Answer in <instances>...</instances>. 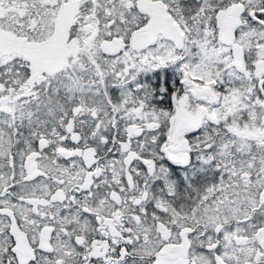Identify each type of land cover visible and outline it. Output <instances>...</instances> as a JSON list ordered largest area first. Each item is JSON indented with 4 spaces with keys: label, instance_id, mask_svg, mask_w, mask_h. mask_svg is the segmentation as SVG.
Masks as SVG:
<instances>
[{
    "label": "snow or ice",
    "instance_id": "snow-or-ice-1",
    "mask_svg": "<svg viewBox=\"0 0 264 264\" xmlns=\"http://www.w3.org/2000/svg\"><path fill=\"white\" fill-rule=\"evenodd\" d=\"M0 264H264V0H0Z\"/></svg>",
    "mask_w": 264,
    "mask_h": 264
}]
</instances>
